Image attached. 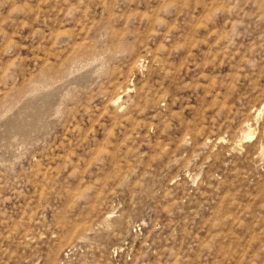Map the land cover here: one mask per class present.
I'll use <instances>...</instances> for the list:
<instances>
[{"label":"rangeland","instance_id":"rangeland-1","mask_svg":"<svg viewBox=\"0 0 264 264\" xmlns=\"http://www.w3.org/2000/svg\"><path fill=\"white\" fill-rule=\"evenodd\" d=\"M0 264H264V0H0Z\"/></svg>","mask_w":264,"mask_h":264},{"label":"bare ground","instance_id":"bare-ground-1","mask_svg":"<svg viewBox=\"0 0 264 264\" xmlns=\"http://www.w3.org/2000/svg\"><path fill=\"white\" fill-rule=\"evenodd\" d=\"M250 133H249V135H247L249 138H251L252 136H253V133H252V131H249Z\"/></svg>","mask_w":264,"mask_h":264}]
</instances>
